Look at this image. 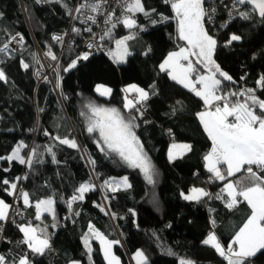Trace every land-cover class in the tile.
<instances>
[{"label": "trees", "instance_id": "trees-1", "mask_svg": "<svg viewBox=\"0 0 264 264\" xmlns=\"http://www.w3.org/2000/svg\"><path fill=\"white\" fill-rule=\"evenodd\" d=\"M43 1L0 0V46L14 34L24 39L16 50L0 52V69L6 77L0 80V157L11 155L23 142L27 147L20 149V155L32 160L29 165L0 159V200L9 205L14 193L3 180L17 184L21 175L30 200V205L22 200L26 219L5 226L0 221V256L6 258V264H17L25 256L30 264H107L89 232L91 224L109 240L119 241L113 244V252L122 264H133L130 259L136 251L144 253V264H180L182 259L193 264H228L203 241L213 232L225 248L232 243L250 209L244 201L229 209L223 184L228 178L248 183L247 174L242 169L220 180L209 172L204 156L211 151L212 141L197 116L203 101L159 68L169 52L186 45L179 38L171 3L141 0L145 11L134 13L133 28L123 23L108 27L102 35L109 29L111 34L101 40L106 52L93 53L69 68L80 52L78 43L61 48L52 34L66 30L75 0ZM248 14L247 19L237 16L228 21L225 28L205 21L204 26L217 41L216 64L232 77L227 81L219 76V94L255 89V95L264 99V87L257 83L264 76V17L254 11ZM223 18L221 15L219 20ZM232 34L241 39L229 44ZM127 35L132 37L126 41L130 54L119 64L108 51ZM36 46L60 52L57 72L52 73L57 91L47 79H37ZM194 63L203 69L196 60ZM99 84L109 87L111 93H97ZM130 84L149 93L146 101L137 104L143 116L124 107L125 94L137 99L135 92L124 91ZM90 103L117 108L126 118L136 116L134 131L154 166L155 183L149 184L139 169L129 167L115 153L100 150L98 131L88 133L86 116L81 115L88 113ZM34 131L42 136L32 140ZM56 137L75 139L78 147L61 144ZM172 142L188 143L191 151L169 160L167 150ZM123 176L131 187L112 192L104 183ZM85 183L94 187L69 208L76 189ZM191 188H202L209 195L198 201L185 200L181 194ZM49 198L54 201V215L44 213L37 220L36 202ZM24 224L45 229L50 247L42 254L24 242L20 231ZM247 263L264 264V250L246 258Z\"/></svg>", "mask_w": 264, "mask_h": 264}, {"label": "snow or ice", "instance_id": "snow-or-ice-1", "mask_svg": "<svg viewBox=\"0 0 264 264\" xmlns=\"http://www.w3.org/2000/svg\"><path fill=\"white\" fill-rule=\"evenodd\" d=\"M106 0H95L92 3H82L77 9L80 12L84 8H88L90 12L97 13L101 10L103 3ZM171 3V7L175 12V18L178 21L179 38L186 41L188 47L181 48L178 52L168 54V57L161 64L162 69H171L170 75L173 80L178 81L185 87L191 89L196 96L201 97L204 104L209 107V110L197 113L204 130L212 141V148L209 153L204 156L206 162L205 167L209 172L214 173L215 177L220 180H225L227 177H232L236 173H240L243 169L247 174V181L238 180L233 183L231 180L227 181L222 191L227 192L229 200L227 207L234 208L237 204L246 201L251 214L247 217L246 222L235 233L231 244L225 249L218 241L214 233H210L203 241L205 245L212 246L215 251L227 260L228 264H246V258L253 256L258 250H264V99H260L255 95V89H246L239 93L231 92L218 94L220 92L222 81L217 79V74L224 80L231 81L232 77L220 69V66L215 63L213 53L217 46V41L212 35H209L208 30L204 26V21L207 18L212 19L214 8H205L206 0H166ZM238 4L251 3L259 10V15L264 17V0H235ZM141 0H125L124 12H144ZM147 15V13H145ZM244 19L248 18L247 12L239 13ZM115 16V11L109 13L104 20L106 25L112 24V18ZM86 20L95 22L96 17L89 15L85 17ZM117 22H121L117 18ZM122 23L125 27L131 29L135 26L136 21L130 15H124ZM73 31H79L73 29ZM88 31H91L89 28ZM110 29L100 37L104 39L105 35H110ZM55 40H61V37L54 36ZM132 37H125L117 40V52L113 53L114 58L123 60L128 54L126 47V40ZM15 39V37H13ZM241 37L232 34L228 43L240 40ZM23 37H20V41ZM8 45L0 48V52L6 51ZM53 60L55 55L48 53ZM190 56L197 58L196 63L204 65L208 69L207 75H197L195 80L192 74L197 71L193 62L189 59ZM88 54L85 53L83 57L78 59H87ZM186 61L187 63H181ZM28 68V64L22 65ZM76 61H73L69 68H74ZM67 71V69H65ZM5 74L0 69V80H5ZM264 87V76H261L257 81ZM197 84L201 85L197 88ZM97 91H101V86L97 87ZM124 91H132L138 93L136 101L127 100L124 107L131 112L135 109L140 115L142 111L137 108V104L146 101L149 93L136 85H130ZM111 89L104 88L101 95H109ZM239 97H244L243 100ZM236 98V99H233ZM221 102V103H216ZM88 113H81L86 116L88 133H95L98 131L99 139L96 141L100 150L103 152L106 149L111 153H115L125 164L134 169H139L143 174L145 180L149 184L155 183V169L147 154L143 150V145L135 134L136 116L129 115L127 118L122 115L117 108L100 107L95 104H88ZM214 108V110H211ZM229 117L232 119L229 120ZM61 144L68 145L71 148H77L78 145L75 139L56 137ZM27 147L21 142L13 149L11 155L7 157H0V159H7L9 161L15 159L19 160L21 164L28 163L31 165L32 160L29 157L27 160L20 155V149ZM173 149H180L179 154L184 151H191V145H173ZM52 152V149H47ZM35 154V149L32 150ZM54 157V153H53ZM169 159H175L173 152L170 150ZM94 164L95 162L92 161ZM219 165H226V173H222ZM253 165L257 167L258 171L253 170ZM247 166V167H246ZM7 171V170H5ZM5 185H10V189L15 191L17 184L10 182L7 179L3 180ZM105 185L112 191L116 192L121 187H131L128 184L127 177L121 178L117 181L114 178L104 182ZM115 185V187H113ZM94 185L85 183L81 184L76 189L74 194L68 202L69 208L72 202L76 200H83L84 193L93 188ZM209 193L202 188H193L191 193L184 196L185 200H200L201 197H207ZM25 205H30L29 194L22 192ZM217 195V199H221ZM54 201L49 198L47 200L37 201L35 207L37 209L36 219L39 220L43 212H50L54 215L53 209ZM9 205L5 201L0 200V221L8 218L7 209ZM78 215V213H77ZM214 223V221H213ZM2 230V229H0ZM20 231L24 234V242L35 253L42 254L45 249L50 247L49 238L45 233V229H39L31 224L21 225ZM40 232L42 235H38ZM89 232L92 233L96 239L101 242L104 258L108 264H120L119 258L112 253V245L118 244L119 241H110L102 233L95 229L93 225H89ZM87 245V237H85ZM89 251L91 249L89 248ZM137 264H144L146 257L142 251H137L135 254ZM0 264H6V258L0 256ZM17 264H30L28 258L21 257ZM180 264H193L192 261L182 259Z\"/></svg>", "mask_w": 264, "mask_h": 264}, {"label": "built area", "instance_id": "built-area-1", "mask_svg": "<svg viewBox=\"0 0 264 264\" xmlns=\"http://www.w3.org/2000/svg\"><path fill=\"white\" fill-rule=\"evenodd\" d=\"M36 1L39 4L44 3L43 0H36ZM92 2H95V0H75L69 15V20L66 30L52 34V38L54 36L61 37V40L59 41L53 38V40L56 43H59L61 45V48L65 45H74L78 43V48L80 52L74 59L76 63H79L82 60H84L78 58L83 57L85 53H87L88 56H90L93 53L106 52L107 47H105L102 44L100 37L105 29L111 27V24L106 25L104 23V20L109 13L115 11V16L112 18L111 21V23L115 25L122 23L124 15H130L129 13L124 12L125 0H106V2L103 3L101 10L97 13L90 12L88 8H84L80 12L76 11V9L82 3H92ZM209 7L214 8L215 12L212 13L211 21H209L206 18L205 22L212 26L215 23H217L219 28H225L227 26L228 21L233 20L237 16H240L239 13L241 12L249 13L251 11H254L252 7L245 4L243 5L238 4L235 2V0H206L205 8H209ZM89 15H94L96 17L95 22L85 19V17ZM221 15H223L224 18L222 20H219ZM117 18H119L121 22H117ZM74 28L78 29L79 31H73ZM89 28L91 29V31H88ZM13 37H15V39H13ZM20 37L22 36L19 34H14L6 43L1 45L0 48H4L5 45H8L7 50L3 52L16 50L18 44L24 41V39L20 41ZM36 49L39 54L38 55L36 52V63L38 64V68L36 70V74L38 75L37 79L39 81L47 79L51 83V86L54 89V91H57L58 86L57 83L52 78V73L57 72L56 65L60 59V52L56 54L53 50L49 48L42 51L37 46ZM49 52L55 55L56 57L55 60H53L51 56L48 55ZM196 86L200 87L199 84H197ZM216 103H221V102H216ZM211 110H214V108H212ZM41 136L42 135L41 134L39 135V132L34 131L32 135V140H35L36 138ZM252 167L254 171L259 172V170L255 165H253ZM24 182H25L24 177L21 175L17 181V188L14 191L10 200L9 208L7 211L8 218L3 221L4 226L8 222H13L14 220L27 218L25 216V211L22 206L23 198L21 196V193L24 192V185H23ZM38 235H41L40 232H38ZM27 258L29 262H31L30 258L29 257Z\"/></svg>", "mask_w": 264, "mask_h": 264}, {"label": "rangeland", "instance_id": "rangeland-1", "mask_svg": "<svg viewBox=\"0 0 264 264\" xmlns=\"http://www.w3.org/2000/svg\"><path fill=\"white\" fill-rule=\"evenodd\" d=\"M132 17V16H131ZM125 37H129L128 35L127 36H125ZM125 37H123V38H125ZM123 38H121V39H123ZM120 40V39H119ZM127 41V40H126ZM126 47H127V52H128V54L125 56V58L123 59V60H119L118 58H114L113 57V53H115V52H117V45H116V42L114 43V45L109 49V51H108V53H109V56H110V58L114 61V62H116V63H124L125 61H126V59H127V56L130 54V51H129V49H128V45H127V42H126ZM185 47H188V45L187 46H185ZM185 47H181V48H185ZM181 48H177V49H175V50H173V51H171L170 53H172V52H178ZM36 52H37V54H38V51H37V49H36ZM39 55V54H38ZM192 58H194V56H190L189 57V59L193 62V60H192ZM214 59V58H213ZM196 61H197V59H196ZM183 63H187L186 61H183ZM216 63V62H215ZM193 64H194V62H193ZM202 65V64H201ZM194 66L196 67V65L194 64ZM203 66V71H199L198 69H197V67H196V69H197V71L196 72H194L193 74H192V78H193V80H195V78H196V76L197 75H207L208 74V69L207 68H205L204 67V65H202ZM224 72V71H223ZM219 78V74H217V79ZM179 83V82H178ZM180 85H182L183 87H185L183 84H181V83H179ZM130 85H135V84H130ZM130 85H127V86H125L124 87V90L125 89H128L129 88V86ZM98 86H101V91L100 92H98L97 91V87ZM137 86V85H136ZM139 87V86H138ZM200 87H201V85H200ZM200 87H197V88H200ZM104 88H108V89H110L109 87H107V86H105V85H102V84H99V85H97L96 86V88H95V90H96V92L97 93H99V94H101V92L103 91V89ZM139 88H141V87H139ZM186 88V87H185ZM188 89V88H187ZM126 92V91H125ZM126 93H132V91H128V92H126ZM136 93V92H135ZM137 94V98H138V93H136ZM195 94V93H194ZM105 96V95H104ZM108 96V95H107ZM124 97H125V103H126V98H127V100H132L129 96H127V94H125L124 95ZM201 98V97H200ZM202 99V98H201ZM203 100V99H202ZM132 101H136V100H132ZM205 105V104H204ZM106 108H109V107H106ZM183 145V144H185V142H172V143H170V145H169V147H168V150H167V158L169 159V152H170V150L174 153V152H176V156L175 157H177V156H180L181 154H179L180 153V151H182V150H180V149H173L172 148V146L173 145ZM123 177H125V176H123ZM123 177H111L110 179H112V178H114L115 180H117V181H119V180H121V178H123ZM109 179V180H110ZM229 180H231L233 183H235V181L233 180V179H230V178H228L225 182H224V184H223V189H224V187H225V184L227 183V181H229ZM113 187H115V185H113ZM122 188H125V187H121V188H119V189H122ZM109 189V188H108ZM110 190V189H109ZM111 191V190H110ZM227 193V192H226ZM190 194V193H189ZM228 195V194H227ZM185 196V195H184ZM47 200V199H46ZM7 211H8V209H7ZM45 213H47V214H50V212H45ZM24 225H27V224H24ZM97 230V229H96ZM100 232V231H99ZM101 233V232H100ZM210 233H212V232H209L207 235H206V237H205V239H207V237H208V235L210 234ZM106 237V236H105ZM93 238L99 243V245H100V248H101V252H102V255H103V257H104V253H103V250H102V246H101V242L98 240V239H96L95 238V236L93 235ZM107 238V237H106ZM108 239V238H107ZM204 239V240H205ZM109 240V239H108ZM111 241V240H110ZM222 245V244H221ZM223 246V245H222ZM112 253L115 255V253L113 252V245H112ZM116 257H118L117 255H115ZM119 258V257H118ZM105 259V258H104ZM105 261H107L106 259H105ZM119 261H120V264H122L121 263V260H120V258H119ZM131 261H132V259H131ZM106 263H108V261L106 262Z\"/></svg>", "mask_w": 264, "mask_h": 264}, {"label": "crops", "instance_id": "crops-1", "mask_svg": "<svg viewBox=\"0 0 264 264\" xmlns=\"http://www.w3.org/2000/svg\"><path fill=\"white\" fill-rule=\"evenodd\" d=\"M174 11V10H173ZM135 13V12H134ZM134 13H129L130 14V16H132V18L134 19L135 17H134ZM175 13V12H174ZM177 23H178V21H177ZM179 32V31H178ZM185 43H186V45L185 46H187V42L185 41ZM185 46H182V47H185ZM179 48H181V47H178V49ZM175 50V49H174ZM173 51V50H172ZM170 53V52H169ZM168 53V54H169ZM168 54L165 56V58L161 61V63H160V65H159V68H160V70L161 71H164V72H167V74L169 75V77L172 79V77H171V75L169 74L170 73V71H171V69H162L161 68V64H163V62H164V60L168 57ZM197 58L196 57H194V58H192V60H193V62L196 60ZM181 63H183V61H181ZM195 64V63H194ZM199 71H203V69L202 68H197ZM219 79V78H218ZM173 80V79H172ZM174 81H176V80H174ZM177 83H178V81H176ZM188 87H186V89H187ZM188 90H190L191 91V89L190 88H188ZM192 92V91H191ZM194 93V92H193ZM219 94V93H218ZM203 101V100H202ZM203 105H204V101H203ZM222 106V105H221ZM207 110H209V107L208 106H206V105H204L203 106V108L198 112V113H200V112H203V111H207ZM232 118L231 117H229V120H231ZM201 122V121H200ZM202 124V123H201ZM202 126H203V124H202ZM204 128V127H203ZM206 132V131H205ZM185 144H188V143H185ZM184 145V144H183ZM189 145V144H188ZM186 151H184L183 152V154L185 153ZM174 155L176 154V152H174L173 153ZM176 156V155H175ZM178 157V156H177ZM176 158V157H175ZM170 160V159H169ZM226 165H222V167H220V170H221V172L222 173H226ZM213 174V176L215 177V175H214V173H212ZM227 177V176H226ZM216 178V177H215ZM216 179H218V178H216ZM232 179V178H231ZM193 188H191L187 193H182L181 194V196L184 198V195H188L189 193H191V190H192ZM241 201H243V199L241 198ZM246 204H247V202L246 201H244ZM6 203V202H5ZM247 206H248V204H247ZM248 208H249V206H248ZM250 209V208H249ZM35 213L37 214V209H36V207H35ZM45 212H43L42 214H44ZM41 214V215H42ZM250 214H251V209H250ZM249 214V215H250ZM247 220V219H246ZM246 220L244 221V222H246ZM244 224V223H243ZM243 224H242V226H243ZM241 226V227H242ZM213 233V232H212ZM23 236H24V234H23ZM217 237V236H216ZM25 239V238H24ZM218 239V238H217ZM218 241H219V239H218ZM220 242V241H219ZM221 243V242H220ZM222 244V243H221ZM224 247V246H223ZM225 248V247H224ZM225 249H227V248H225ZM259 251V250H258ZM257 251V252H258ZM137 252V251H136ZM136 252H134L132 255H131V259H132V261H131V263H133V264H137V259L135 258V254H136ZM256 252V253H257ZM130 259V260H131ZM107 262V261H106ZM68 264H79V262H77V261H72V262H70V263H68ZM108 264V263H107ZM247 264H249V263H247Z\"/></svg>", "mask_w": 264, "mask_h": 264}, {"label": "water", "instance_id": "water-1", "mask_svg": "<svg viewBox=\"0 0 264 264\" xmlns=\"http://www.w3.org/2000/svg\"><path fill=\"white\" fill-rule=\"evenodd\" d=\"M245 5H248V6L252 7L253 10L255 11V13L257 14V16H258L259 18H262V17L259 15V10L256 9L255 6H254L253 4H251V3H247V2H246Z\"/></svg>", "mask_w": 264, "mask_h": 264}]
</instances>
